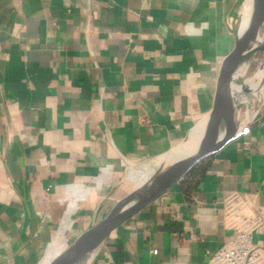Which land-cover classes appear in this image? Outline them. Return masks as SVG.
Masks as SVG:
<instances>
[{
    "label": "crops",
    "instance_id": "crops-1",
    "mask_svg": "<svg viewBox=\"0 0 264 264\" xmlns=\"http://www.w3.org/2000/svg\"><path fill=\"white\" fill-rule=\"evenodd\" d=\"M248 3L0 0V264L52 263L154 175L209 113ZM262 88L248 132L90 264H209L235 239L264 209Z\"/></svg>",
    "mask_w": 264,
    "mask_h": 264
},
{
    "label": "water",
    "instance_id": "water-1",
    "mask_svg": "<svg viewBox=\"0 0 264 264\" xmlns=\"http://www.w3.org/2000/svg\"><path fill=\"white\" fill-rule=\"evenodd\" d=\"M248 4L251 11L246 27L229 28L236 46L217 81L214 102L207 116L169 155L170 161L163 162L150 179L119 200L102 220L84 230L50 264H90L112 231L248 132L246 124L256 116L254 99L264 84V0H249ZM259 53L262 56L256 71L246 77Z\"/></svg>",
    "mask_w": 264,
    "mask_h": 264
},
{
    "label": "built area",
    "instance_id": "built-area-1",
    "mask_svg": "<svg viewBox=\"0 0 264 264\" xmlns=\"http://www.w3.org/2000/svg\"><path fill=\"white\" fill-rule=\"evenodd\" d=\"M264 234V209L247 219L231 242L225 243L209 264H264V249L254 244V237Z\"/></svg>",
    "mask_w": 264,
    "mask_h": 264
},
{
    "label": "bare ground",
    "instance_id": "bare-ground-1",
    "mask_svg": "<svg viewBox=\"0 0 264 264\" xmlns=\"http://www.w3.org/2000/svg\"><path fill=\"white\" fill-rule=\"evenodd\" d=\"M250 7L249 4L243 9L242 15L238 21V24L240 25L241 29H244L248 23L249 17H250ZM258 41H261V39H258ZM252 65V62L250 64V66ZM264 67V66H263ZM249 69V68H248ZM245 70V68L243 69V71ZM242 71V73H243ZM263 89V88H262ZM170 157L168 156L164 159V162L170 161ZM145 170V169H144ZM150 172V171H149ZM144 174V173H143ZM144 179V178H143ZM137 183V182H136ZM135 183V184H136Z\"/></svg>",
    "mask_w": 264,
    "mask_h": 264
},
{
    "label": "rangeland",
    "instance_id": "rangeland-1",
    "mask_svg": "<svg viewBox=\"0 0 264 264\" xmlns=\"http://www.w3.org/2000/svg\"><path fill=\"white\" fill-rule=\"evenodd\" d=\"M261 56L262 55L260 53L255 56V58L252 62V65L249 67L248 72L246 73V77L251 76L256 71V69H257V67L261 61Z\"/></svg>",
    "mask_w": 264,
    "mask_h": 264
}]
</instances>
